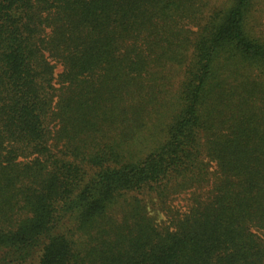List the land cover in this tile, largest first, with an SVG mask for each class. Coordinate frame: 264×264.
<instances>
[{"label":"trees","instance_id":"16d2710c","mask_svg":"<svg viewBox=\"0 0 264 264\" xmlns=\"http://www.w3.org/2000/svg\"><path fill=\"white\" fill-rule=\"evenodd\" d=\"M262 0H0V264H264Z\"/></svg>","mask_w":264,"mask_h":264},{"label":"rangeland","instance_id":"374dc122","mask_svg":"<svg viewBox=\"0 0 264 264\" xmlns=\"http://www.w3.org/2000/svg\"><path fill=\"white\" fill-rule=\"evenodd\" d=\"M261 7H259L260 9H264V0L261 1L260 3ZM264 22V18L261 19Z\"/></svg>","mask_w":264,"mask_h":264}]
</instances>
